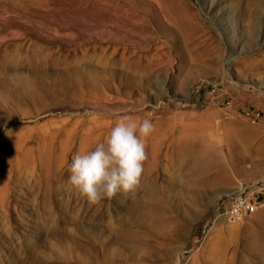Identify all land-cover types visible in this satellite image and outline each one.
<instances>
[{"label": "rangeland", "instance_id": "rangeland-1", "mask_svg": "<svg viewBox=\"0 0 264 264\" xmlns=\"http://www.w3.org/2000/svg\"><path fill=\"white\" fill-rule=\"evenodd\" d=\"M150 119L139 187L92 205L72 157ZM264 0H0V264H264Z\"/></svg>", "mask_w": 264, "mask_h": 264}, {"label": "clouds", "instance_id": "clouds-1", "mask_svg": "<svg viewBox=\"0 0 264 264\" xmlns=\"http://www.w3.org/2000/svg\"><path fill=\"white\" fill-rule=\"evenodd\" d=\"M153 131L150 119L137 122L125 116L117 120L105 140L72 157L69 183L92 205L111 201L118 192H133L141 181L146 140Z\"/></svg>", "mask_w": 264, "mask_h": 264}, {"label": "built area", "instance_id": "built-area-1", "mask_svg": "<svg viewBox=\"0 0 264 264\" xmlns=\"http://www.w3.org/2000/svg\"><path fill=\"white\" fill-rule=\"evenodd\" d=\"M263 201L264 182H252L228 195L217 214L227 221H237L253 213Z\"/></svg>", "mask_w": 264, "mask_h": 264}, {"label": "bare ground", "instance_id": "bare-ground-1", "mask_svg": "<svg viewBox=\"0 0 264 264\" xmlns=\"http://www.w3.org/2000/svg\"><path fill=\"white\" fill-rule=\"evenodd\" d=\"M250 247L258 251L260 255L264 256V241L256 237L250 243Z\"/></svg>", "mask_w": 264, "mask_h": 264}]
</instances>
